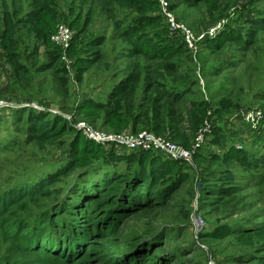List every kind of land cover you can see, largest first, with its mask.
Instances as JSON below:
<instances>
[{"label": "rangeland", "instance_id": "rangeland-1", "mask_svg": "<svg viewBox=\"0 0 264 264\" xmlns=\"http://www.w3.org/2000/svg\"><path fill=\"white\" fill-rule=\"evenodd\" d=\"M11 1V11L17 12V2L18 9L23 8L19 17L30 9L25 7L29 0ZM53 1L51 34L58 26L67 25L74 35L71 48L65 58L61 51L60 57H55L53 50H59L50 37L51 44L40 47L42 52L33 57L35 66L29 82H18L17 92L12 83L16 39L5 45L9 57L0 42V105L4 103L0 107V195L15 187L12 192L43 185L50 193L55 192L51 193L53 198L29 201L27 214L21 209L19 214L25 215L16 217L13 225L21 224L23 218H32L38 225L44 215L55 216L57 206L77 192L72 191L78 184L96 177L91 173L73 181L77 184L74 186L72 179L64 176L48 187L67 168L74 136L81 133L77 125L89 126L95 137L135 133L133 128L158 136L171 132L180 137L176 140L175 136V142L185 149H190L198 134L207 129L208 143L202 151L208 148L209 153L198 156L193 165L169 160L165 154L155 156L174 164L180 176L159 187L153 206L125 222L118 241L124 248L115 246L109 261L132 263V244L140 239L145 249L137 263L143 259L142 264H151L148 256L155 255L160 264H264V229L260 230L264 227V33L249 52L227 42L236 34L246 35L251 23L264 21V0H209L198 8L190 7L185 0H171L178 23L195 37L191 41L194 48L181 30L174 32L161 18L160 8L158 25L145 28L144 34L160 46L182 53L173 61L174 73L164 62L130 58V45L118 38L116 26L97 0ZM117 15L121 31L137 21L128 11L117 10ZM89 17L91 24L87 23ZM18 32L21 50L30 45L32 52L28 32L20 28ZM221 39L226 40V46L218 50L215 44ZM95 57L99 62L90 65ZM51 63V69L39 71ZM163 92L171 99L181 97V103L170 110L182 108V114L177 115L181 120L179 131L167 126L170 131L157 133L146 128L149 121L143 123L145 128L135 126L142 125L135 118L145 102ZM154 100L145 110L154 106ZM30 112L48 115L49 119L60 117L75 133L45 144L33 141L27 136L28 127L20 121ZM111 116H118L120 123H110ZM175 122L169 120L170 125ZM93 143L91 147L104 148V154L112 149L111 145H100L99 140ZM85 153H92L91 148ZM114 166L119 171L126 168L119 162ZM186 178L188 181H182ZM165 188L170 192L164 194ZM224 230L232 235L221 237ZM151 235L157 237L148 241ZM11 238L0 227V264H49L38 255L19 252L16 240L10 242Z\"/></svg>", "mask_w": 264, "mask_h": 264}, {"label": "trees", "instance_id": "trees-1", "mask_svg": "<svg viewBox=\"0 0 264 264\" xmlns=\"http://www.w3.org/2000/svg\"><path fill=\"white\" fill-rule=\"evenodd\" d=\"M97 1L100 4L101 11L105 12L108 19L116 26L118 38L130 45L127 54L130 58L144 57L149 62H164L170 73L176 72V64L173 61L180 57L182 53L179 50L162 47L149 35L144 34L145 28H153L160 21L159 0ZM207 1L209 0H185L192 8H198ZM11 3L12 1L9 2V0H0V42L1 47L3 46L6 50L5 45L16 39V62L13 63L15 76L12 83L17 92L19 87L16 84L18 82H23V79H28L29 82V76L32 74L31 69L35 66L33 57L41 53L42 49L40 47L47 48L51 44L50 37L52 36L50 35L55 32L51 34L52 15H50V11L54 13L55 10L53 0H29L25 7L30 9L25 12L24 16L19 17L23 8L18 9L17 2V12L11 11ZM117 10L134 13L137 21L134 25H129L124 31H121L122 26L117 21ZM161 18L164 17L161 15ZM87 23L91 24L90 17ZM19 28L28 32L30 44H33L32 52H30L32 48L30 45L24 49V46H22L23 50H21L18 37ZM246 32L244 36L236 34L230 37V41L227 42L241 45L244 52L251 51L257 45L260 35L264 33V21L251 23ZM212 45L209 46L212 47ZM215 46L219 48L218 50L224 49L226 40L223 39ZM185 47L190 52L187 45ZM53 52L55 57H60V51L53 50ZM98 59L99 57L93 58L90 65L99 62ZM52 67V63L49 66L44 64L39 71L43 72ZM8 80L11 81L10 78ZM127 89L129 92L130 89ZM170 96V94L163 92L155 98L151 97L149 102L155 99L153 101L154 106L147 110L145 109L149 102H145L139 112L140 115L135 118V122L142 125L135 124V126L145 128L143 123L149 121L146 128L157 131V133L166 132L169 129H166L167 126H171L174 132H178L177 125L181 120L180 116L177 117V115L182 114V108H178L176 112H170V110L181 103V97L171 99ZM14 100V102H17L16 98ZM116 118L118 116L114 118L111 116L109 122L118 125L120 122ZM124 118H127V116L125 115ZM169 120L176 122L170 125ZM20 121L23 122L25 127H28L27 136L42 144L58 139V137L62 138L66 134L73 135L75 133L74 128L68 126L65 120L63 121L60 117L49 119L48 115L30 112L26 118ZM106 122L108 123V118ZM133 130L136 134L142 132L134 128ZM175 136L176 140L180 138L177 135ZM175 136L171 132L164 136L160 135V137L176 143ZM92 143L82 133H76L74 143L70 149L71 154L68 156L67 168L58 173L48 185V187H52L61 177L67 176L72 179L71 183L75 186L77 184L73 181L88 177L91 173L96 174L93 179L76 186L72 192L75 190L77 192L72 193L67 202L60 203L57 206L55 216L44 215L38 225H35L32 218L20 219L21 224L13 225L16 217L21 218V216L27 214L25 212L28 211L27 203L29 201H38L39 198H53L51 193L55 192L50 193L47 185L39 188L27 187L28 189L25 192H23V189L12 192L16 190L15 187L0 195V220L10 217L6 218V222H1L0 227L1 230L10 234L12 237L9 240L10 242L16 240V249L19 252L23 253L25 251L38 255L49 264H93V261H98L101 264H112L109 259L115 246L124 248L118 241L121 240L119 231L125 222L133 215L141 214L150 206H153V202L157 200L153 199L156 198L154 193L158 191L159 187L166 186L173 177L180 176V172L174 164L156 159L155 153L133 151L128 152L131 155H127V152L124 155V152L120 154V151L112 148L110 153L104 154V148H92ZM178 143L177 141L176 144ZM90 148L92 153L86 154L85 152H89ZM208 153V148L204 149L195 157L194 161L198 156ZM87 155L90 157H87ZM84 162H88L89 166L84 165L86 164ZM118 162L119 164H125L126 168L122 171L115 170L114 165ZM79 169L82 170L76 178H73ZM182 181H188V178ZM163 192L164 194L170 192V188H165ZM21 209L25 214H19ZM46 209L48 207H45ZM27 216L32 215L28 214ZM261 229H264V227H261ZM246 233L247 235L250 234L247 231ZM231 235V232L224 230L221 237L228 238ZM155 236L151 235L148 241ZM135 241L137 243L132 244L134 261L129 264H142L143 259L139 260V263H137V260L143 257L145 248L141 246L140 239ZM148 257L151 264L156 263L155 255H149ZM156 264H160V262Z\"/></svg>", "mask_w": 264, "mask_h": 264}, {"label": "built area", "instance_id": "built-area-1", "mask_svg": "<svg viewBox=\"0 0 264 264\" xmlns=\"http://www.w3.org/2000/svg\"><path fill=\"white\" fill-rule=\"evenodd\" d=\"M161 13L169 23L172 30H181L184 37L187 39V42L191 46V41L194 37L185 26L178 23L175 15L171 10V0H159ZM182 28V29H180ZM73 32L71 33L69 27L65 24L58 26L57 30L51 37L52 43L56 48L62 52V59L65 58V53L71 48V41L73 37ZM185 39V40H186ZM194 48V45L191 46ZM4 103L0 105L3 107ZM6 108V107H5ZM1 110V108H0ZM258 121L257 125H259ZM77 130H80L83 136L88 141H97L99 140L100 145L106 146L111 145V148L117 149V151H141V152H150L155 153L157 156L165 154L167 159L175 162H184L189 165L194 164L195 157L202 152V149L208 143L207 129H203L197 136L193 146L190 149H185L178 144L170 141L167 138L157 136L151 132H141L139 134L133 132H125L118 135H108L98 136L92 135V130L90 127L86 128L85 126L78 125L75 127Z\"/></svg>", "mask_w": 264, "mask_h": 264}, {"label": "crops", "instance_id": "crops-1", "mask_svg": "<svg viewBox=\"0 0 264 264\" xmlns=\"http://www.w3.org/2000/svg\"><path fill=\"white\" fill-rule=\"evenodd\" d=\"M40 52H42V50Z\"/></svg>", "mask_w": 264, "mask_h": 264}]
</instances>
